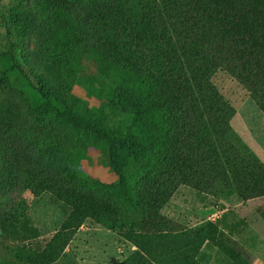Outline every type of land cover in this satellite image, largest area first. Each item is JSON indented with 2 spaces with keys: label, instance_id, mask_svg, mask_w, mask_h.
Wrapping results in <instances>:
<instances>
[{
  "label": "trees",
  "instance_id": "obj_1",
  "mask_svg": "<svg viewBox=\"0 0 264 264\" xmlns=\"http://www.w3.org/2000/svg\"><path fill=\"white\" fill-rule=\"evenodd\" d=\"M38 12L29 0L0 14V58L11 62L0 82L10 92L28 89L29 113L99 133L117 180L107 187L73 179L56 153L68 152L65 130L54 135V156L38 152L33 160L30 145L14 139L13 157L0 149V175L68 203L67 228L90 218L117 231L136 248L120 264H200L201 247H223L218 224L179 229L160 210L180 186L242 201L264 196V161L233 132L234 110L211 82L225 72L264 115V0H55ZM36 23L39 46L22 37ZM63 32L67 38H58ZM70 84L98 102L90 118L61 96ZM100 187L105 199L95 192ZM71 234L41 243L33 259L2 244L0 264H51Z\"/></svg>",
  "mask_w": 264,
  "mask_h": 264
},
{
  "label": "rangeland",
  "instance_id": "obj_2",
  "mask_svg": "<svg viewBox=\"0 0 264 264\" xmlns=\"http://www.w3.org/2000/svg\"><path fill=\"white\" fill-rule=\"evenodd\" d=\"M28 1L0 0V14L18 10ZM54 1L30 0L38 13ZM52 22L57 29H61L62 20L52 18ZM37 27L38 24H34L32 31L24 33L22 37L30 38L39 46L43 39L36 33ZM62 36L67 38L65 32L58 38ZM47 39L52 41L53 36ZM1 40L0 36V45ZM10 64L8 60L0 58V72L3 75L5 70H9ZM4 76L6 78L10 74ZM6 81L4 79L0 82V127L1 124L5 126L0 129V149L7 156L15 155L14 139L30 145L33 151L28 150L31 160L38 152L54 156L52 149L57 144L52 143L56 141L54 135L65 130L69 137L66 144L68 152L62 155V150H56V153L59 152L57 159L63 157L61 161L68 162L63 165L67 167L70 176L80 182L85 177L96 179L107 187L116 182L115 172L105 163L104 139L99 133L88 129L75 130L55 115L43 118L29 113L27 108L31 94L28 89L23 87L10 92L6 88ZM211 82L234 110L230 120L233 132L257 158L264 161L262 111L250 98L246 88L225 72L216 71L211 76ZM61 91L62 97H70L68 107L71 110L78 109V115L90 118L98 102L89 98L81 86L64 85ZM17 108V114L22 116V120L15 118ZM13 125V129H6ZM37 126L51 127L52 131L38 130ZM57 159L54 158V161L60 166ZM67 180H71L68 174ZM10 182L13 185H9ZM19 182V178L12 176L5 181L4 176L0 175V185H7L4 193L0 194V246L7 245L9 252L17 251L18 256L24 260L33 259L41 251V243L49 241L54 235L62 238L68 233H72L70 238L61 249L59 258L51 264H120L136 250L117 231H108L90 218H86L78 227L70 224V228H67L66 221L72 213V207L68 203L46 191L36 194L23 189L18 185ZM82 189L85 191V188ZM95 192L101 198H106L105 187H100ZM160 214L176 223L179 229H192L206 222L218 224L223 233L220 237L223 247H215L213 244L201 247L195 259L200 264H264V196L242 201L235 195L213 191L203 193L180 186L162 206ZM58 242L61 241H56Z\"/></svg>",
  "mask_w": 264,
  "mask_h": 264
}]
</instances>
